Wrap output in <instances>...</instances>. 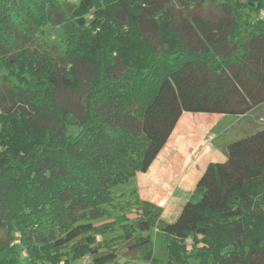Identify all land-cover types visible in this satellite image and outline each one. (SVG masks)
Wrapping results in <instances>:
<instances>
[{
  "label": "trees",
  "instance_id": "16d2710c",
  "mask_svg": "<svg viewBox=\"0 0 264 264\" xmlns=\"http://www.w3.org/2000/svg\"><path fill=\"white\" fill-rule=\"evenodd\" d=\"M261 10L0 0V264H264V128L225 143L173 222L136 186L113 192L148 170L183 112L264 105Z\"/></svg>",
  "mask_w": 264,
  "mask_h": 264
},
{
  "label": "crops",
  "instance_id": "0c3cea01",
  "mask_svg": "<svg viewBox=\"0 0 264 264\" xmlns=\"http://www.w3.org/2000/svg\"><path fill=\"white\" fill-rule=\"evenodd\" d=\"M223 115L183 112L148 170L136 174L138 195L162 207L163 222L177 218L184 203L192 197L206 165L226 159L223 145L215 142L225 132L215 129Z\"/></svg>",
  "mask_w": 264,
  "mask_h": 264
},
{
  "label": "rangeland",
  "instance_id": "374dc122",
  "mask_svg": "<svg viewBox=\"0 0 264 264\" xmlns=\"http://www.w3.org/2000/svg\"><path fill=\"white\" fill-rule=\"evenodd\" d=\"M73 3H76L77 0H70ZM215 11V10H214ZM45 32V40L49 45H55L57 47H61V40H60V29L57 27L53 26H45L44 28ZM62 100L67 99V100H72L71 97L69 96L68 98L66 97H61ZM261 128H264V105H260L253 109L249 114L239 117L237 115H230V114H224L223 118L216 124V130L223 131L225 134L224 138H216L215 142L219 145H225V143L228 140H235L240 137H243L247 134L253 133ZM69 132L74 134L77 132L76 128H70ZM135 182L131 180L130 182L126 184H121L117 185L113 188L114 194H119L120 192H127L131 190L134 186ZM134 184V185H133ZM128 217L130 219H133L135 217V213L133 211L127 212ZM103 221V220H102ZM102 221H98L102 222ZM114 234V233H113ZM113 234H107L103 236H98V242H101L103 239H107L111 237ZM119 248L120 245H117ZM92 257L90 255H85L78 261L72 263V264H92L91 263ZM118 262H123V258H119L117 260ZM136 261V260H135ZM131 264V263H127Z\"/></svg>",
  "mask_w": 264,
  "mask_h": 264
},
{
  "label": "built area",
  "instance_id": "2783aa9c",
  "mask_svg": "<svg viewBox=\"0 0 264 264\" xmlns=\"http://www.w3.org/2000/svg\"><path fill=\"white\" fill-rule=\"evenodd\" d=\"M258 15L259 18L264 19V10H261ZM131 264H148V263L141 261H133Z\"/></svg>",
  "mask_w": 264,
  "mask_h": 264
}]
</instances>
